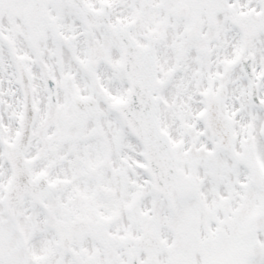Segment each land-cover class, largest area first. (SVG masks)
<instances>
[{"label": "snow or ice", "instance_id": "1", "mask_svg": "<svg viewBox=\"0 0 264 264\" xmlns=\"http://www.w3.org/2000/svg\"><path fill=\"white\" fill-rule=\"evenodd\" d=\"M0 264H264V0H0Z\"/></svg>", "mask_w": 264, "mask_h": 264}]
</instances>
